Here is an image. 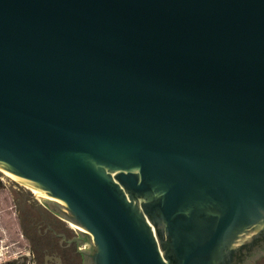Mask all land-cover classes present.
Here are the masks:
<instances>
[{"label":"water","instance_id":"water-1","mask_svg":"<svg viewBox=\"0 0 264 264\" xmlns=\"http://www.w3.org/2000/svg\"><path fill=\"white\" fill-rule=\"evenodd\" d=\"M0 170L88 264H254L264 0H0Z\"/></svg>","mask_w":264,"mask_h":264},{"label":"flooded vegetation","instance_id":"flooded-vegetation-1","mask_svg":"<svg viewBox=\"0 0 264 264\" xmlns=\"http://www.w3.org/2000/svg\"><path fill=\"white\" fill-rule=\"evenodd\" d=\"M29 226L30 233L23 231L34 264H88L91 246L85 232L48 209H38ZM264 264V255L254 260Z\"/></svg>","mask_w":264,"mask_h":264},{"label":"rangeland","instance_id":"rangeland-1","mask_svg":"<svg viewBox=\"0 0 264 264\" xmlns=\"http://www.w3.org/2000/svg\"><path fill=\"white\" fill-rule=\"evenodd\" d=\"M0 264H34L23 231L30 233L24 223L19 195L26 194L30 206L47 209L41 198L33 195L28 186L0 172Z\"/></svg>","mask_w":264,"mask_h":264},{"label":"bare ground","instance_id":"bare-ground-1","mask_svg":"<svg viewBox=\"0 0 264 264\" xmlns=\"http://www.w3.org/2000/svg\"><path fill=\"white\" fill-rule=\"evenodd\" d=\"M0 172L3 173L5 176L16 179V180H18V182H20V179H18L17 177L13 176L12 174H10L8 172L3 171V170H0ZM28 189L33 195H36L37 197H39L41 199L51 200V199L47 198L43 193H41L40 191H38L36 189H32L30 187H28ZM55 202L62 205V203L60 201H55ZM71 227H74V226L71 225Z\"/></svg>","mask_w":264,"mask_h":264},{"label":"trees","instance_id":"trees-1","mask_svg":"<svg viewBox=\"0 0 264 264\" xmlns=\"http://www.w3.org/2000/svg\"><path fill=\"white\" fill-rule=\"evenodd\" d=\"M0 188H1V183H0Z\"/></svg>","mask_w":264,"mask_h":264}]
</instances>
